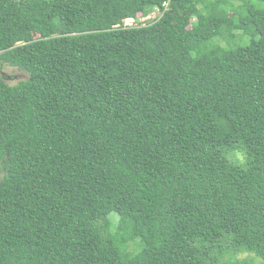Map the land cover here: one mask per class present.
<instances>
[{
  "label": "trees",
  "instance_id": "16d2710c",
  "mask_svg": "<svg viewBox=\"0 0 264 264\" xmlns=\"http://www.w3.org/2000/svg\"><path fill=\"white\" fill-rule=\"evenodd\" d=\"M241 254L264 262V0H0V264Z\"/></svg>",
  "mask_w": 264,
  "mask_h": 264
},
{
  "label": "rangeland",
  "instance_id": "374dc122",
  "mask_svg": "<svg viewBox=\"0 0 264 264\" xmlns=\"http://www.w3.org/2000/svg\"><path fill=\"white\" fill-rule=\"evenodd\" d=\"M159 15V12L155 10L152 12L149 16L143 17L145 20L143 21V18H141L142 23H146L149 21H152L154 18H156ZM134 25H136V22H134ZM40 35L38 31L34 30V38H38ZM2 75L5 77L6 82L9 84H15L19 82L20 80L26 79L28 77L27 73L25 71H22L15 66H10L8 64H5L2 69ZM235 157L238 158L240 161H244V155L242 152L237 151L235 154ZM116 219V218H115ZM138 249V243L136 241L131 242L128 250L130 252H134ZM241 259L248 260L249 264H264L261 258H255L252 254H241L239 255Z\"/></svg>",
  "mask_w": 264,
  "mask_h": 264
},
{
  "label": "clouds",
  "instance_id": "9594fccd",
  "mask_svg": "<svg viewBox=\"0 0 264 264\" xmlns=\"http://www.w3.org/2000/svg\"><path fill=\"white\" fill-rule=\"evenodd\" d=\"M130 18L133 19V23H132V25L125 24V21L128 20V19H130ZM141 18H143V17H141ZM141 18H140L138 21H137L136 19L132 18V17L125 18V19H124V27H132V26H136V25H138L139 21L142 22V21H141ZM144 18H145V17H144ZM144 18H143V21L145 20ZM134 22H136V25H134ZM118 26H120V25H118Z\"/></svg>",
  "mask_w": 264,
  "mask_h": 264
},
{
  "label": "built area",
  "instance_id": "2783aa9c",
  "mask_svg": "<svg viewBox=\"0 0 264 264\" xmlns=\"http://www.w3.org/2000/svg\"><path fill=\"white\" fill-rule=\"evenodd\" d=\"M168 3H165V7H167ZM133 19H128L125 21V24L132 25Z\"/></svg>",
  "mask_w": 264,
  "mask_h": 264
},
{
  "label": "water",
  "instance_id": "95a60500",
  "mask_svg": "<svg viewBox=\"0 0 264 264\" xmlns=\"http://www.w3.org/2000/svg\"><path fill=\"white\" fill-rule=\"evenodd\" d=\"M131 19V18H130Z\"/></svg>",
  "mask_w": 264,
  "mask_h": 264
}]
</instances>
